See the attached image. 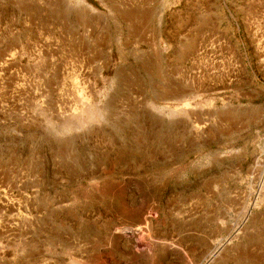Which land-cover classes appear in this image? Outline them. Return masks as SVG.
<instances>
[{"label": "rangeland", "instance_id": "1", "mask_svg": "<svg viewBox=\"0 0 264 264\" xmlns=\"http://www.w3.org/2000/svg\"><path fill=\"white\" fill-rule=\"evenodd\" d=\"M176 7L0 0V264H264V0Z\"/></svg>", "mask_w": 264, "mask_h": 264}, {"label": "crops", "instance_id": "2", "mask_svg": "<svg viewBox=\"0 0 264 264\" xmlns=\"http://www.w3.org/2000/svg\"><path fill=\"white\" fill-rule=\"evenodd\" d=\"M180 3V0H145V26H143V30L144 27L146 28H150L151 25H153L155 23V18L157 17H161V16H166L169 15L168 12L170 11L173 15H176L177 17L180 16V13H182L183 11L180 9H176L177 5ZM189 3V2H188ZM188 5V4H187ZM129 14V13H128ZM134 15V14H133ZM136 16V14H135ZM141 19H143L141 17ZM144 22V21H142ZM172 24L180 27H190L194 24L190 23V22H179V21H175ZM63 246V245H61ZM65 249H62L60 252H58L57 250H55V248L52 247V245H46L44 248H40L39 245L37 246V248L31 250V251H26L21 249L19 252L20 254H18L17 257V264L21 261V264H27V263H33V264H62L63 260H61L60 257L62 256H67L69 255V252L71 251L70 248L63 246ZM75 253L74 255L78 257L81 256V258H84V256H82V252L80 250H74ZM78 254V255H77ZM85 259H87V256L85 257ZM29 260V261H28ZM13 261V260H12ZM74 263V262H73ZM79 263V260L77 259V264Z\"/></svg>", "mask_w": 264, "mask_h": 264}, {"label": "bare ground", "instance_id": "3", "mask_svg": "<svg viewBox=\"0 0 264 264\" xmlns=\"http://www.w3.org/2000/svg\"><path fill=\"white\" fill-rule=\"evenodd\" d=\"M121 12H123V11H121ZM130 12V11H129ZM119 14H120V11L118 12ZM85 14L83 13V12H81V11H79L78 13H77V20H78V23L79 24H81V25H84V24H86V20H85V16H84ZM137 15V14H136ZM134 15L133 14H128V13H122V14H120V17L122 18V19H124L125 20V22L126 21H131V19H133L132 17H133ZM138 18V17H137ZM124 20H122V21H124ZM138 20V19H137ZM142 21H144L143 23H145V16H144V18L142 19ZM137 22V21H136ZM129 23H132V22H129ZM132 26V25H131ZM130 26V27H131ZM140 26V25H139ZM136 28V27H135ZM145 28V27H144ZM130 30V29H129ZM135 29H134V26H133V31H134ZM137 31H139L138 29H136ZM131 31H132V28H131ZM130 31V32H131ZM129 32V31H128ZM129 32V33H130ZM157 76V75H156ZM174 93H180V92H174ZM180 94H182V91H181V93ZM166 95V94H165ZM171 95V94H170ZM176 97V96H175ZM182 96H180V98H181ZM173 98V97H172ZM171 98V99H172ZM178 100V99H177ZM174 101H175V99H174Z\"/></svg>", "mask_w": 264, "mask_h": 264}]
</instances>
